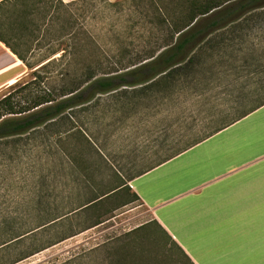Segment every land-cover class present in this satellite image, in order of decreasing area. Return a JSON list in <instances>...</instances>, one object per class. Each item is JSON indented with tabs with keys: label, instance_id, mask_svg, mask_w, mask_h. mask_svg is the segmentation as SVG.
I'll return each mask as SVG.
<instances>
[{
	"label": "rangeland",
	"instance_id": "obj_1",
	"mask_svg": "<svg viewBox=\"0 0 264 264\" xmlns=\"http://www.w3.org/2000/svg\"><path fill=\"white\" fill-rule=\"evenodd\" d=\"M151 6L149 0H27V10L43 26L28 63L38 64L58 50L56 58L66 51L68 61L86 60L87 65L100 57L101 71L119 68V61L126 64L165 40V29L150 23ZM252 57L258 59L255 66H249ZM66 60L41 72L35 86L21 89L34 80L30 73L3 90L0 105L9 96L24 105L44 91L60 92L70 79L60 76ZM212 66L200 83L180 84L173 94L121 90L25 135L0 139V264H190L156 225L147 224L151 214L132 195L102 204V212L86 203L264 98V28L208 59L206 68ZM262 131L264 107L223 131L217 141L226 153L219 151V160L201 148L174 172L210 181L217 164L243 162L231 151L257 153ZM123 201L131 202L120 207ZM97 221L102 223L92 227Z\"/></svg>",
	"mask_w": 264,
	"mask_h": 264
},
{
	"label": "trees",
	"instance_id": "obj_2",
	"mask_svg": "<svg viewBox=\"0 0 264 264\" xmlns=\"http://www.w3.org/2000/svg\"><path fill=\"white\" fill-rule=\"evenodd\" d=\"M130 1L133 0H122L113 4ZM149 1L153 8V12L149 16L150 23H154L156 28L163 27L166 31L165 40L159 44L156 50L129 59L126 64L119 61L121 67L118 68L117 65H113L106 71H101L100 57L93 59L92 63L86 65V60L81 61L76 58L66 60L64 55L66 51L64 50L65 52L60 58L49 61L32 72L31 75H33L34 80L24 84L21 89L26 90L30 85H37L41 72L52 65H61L65 60L68 61V67L60 76H62L63 81L67 79V76L70 77L67 85H64L58 93L44 91L43 94L24 105L13 103L10 96L6 97L4 103L0 105V139L25 135L63 117L68 111L95 105L102 97L117 94L121 90L131 89L134 92L145 93L146 91L162 89L173 94L180 84H190L194 81L200 83L207 71L214 68V66L210 69L206 68L208 59L222 55L229 47L235 46L237 40L245 39L256 28H264V0ZM60 4L63 5L62 2ZM230 34L233 37H229ZM22 60L31 70L32 66L24 59ZM257 60L252 57V62H248L249 66H255ZM84 64L87 68L84 72L70 70L72 67L83 66ZM23 90L22 92H24ZM263 106L264 98H259L253 107L242 109V111H238V109L230 121L217 125L210 132L187 143L183 148L173 152L154 166L176 157ZM125 194L132 195L134 201L140 202L138 196L132 194L131 189L123 181L120 186L86 203V208L90 209L96 206L95 212L97 210V212H102L104 211L102 204L112 202L115 197L123 199L122 196ZM116 202L118 201L116 200ZM130 202L123 201L120 207L126 206ZM105 211L111 212L112 210L105 209ZM102 215H98V220ZM101 223L102 221H97L92 227ZM147 224L156 225L184 258L192 264L184 251L160 227L156 220L153 219ZM147 224L140 228L145 230ZM20 238V236L16 237L15 240Z\"/></svg>",
	"mask_w": 264,
	"mask_h": 264
},
{
	"label": "crops",
	"instance_id": "obj_3",
	"mask_svg": "<svg viewBox=\"0 0 264 264\" xmlns=\"http://www.w3.org/2000/svg\"><path fill=\"white\" fill-rule=\"evenodd\" d=\"M26 1L0 0V93L41 68L46 64L43 61L58 59L56 50L41 57L38 64L29 63L31 70L23 62L33 59L42 39L37 33L43 27L36 24L35 12L27 10ZM231 126L125 180L192 264H264V131L257 153L231 151L243 162L227 167L217 164L210 181H192L188 174L178 177L174 172L182 160L201 148L215 152L218 159V152L224 150L217 140ZM208 144L215 147L204 149Z\"/></svg>",
	"mask_w": 264,
	"mask_h": 264
}]
</instances>
